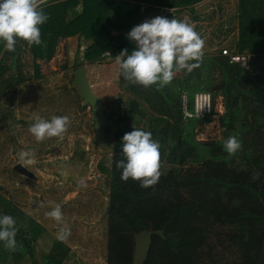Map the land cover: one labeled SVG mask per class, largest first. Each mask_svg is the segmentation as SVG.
Masks as SVG:
<instances>
[{"label": "trees", "instance_id": "16d2710c", "mask_svg": "<svg viewBox=\"0 0 264 264\" xmlns=\"http://www.w3.org/2000/svg\"><path fill=\"white\" fill-rule=\"evenodd\" d=\"M202 1L47 0L42 7L49 18L40 26L44 46L29 47L18 39L9 52L0 42V110L10 109L11 89L41 76L38 61H49L60 39L75 36L84 43L81 58L74 57L76 66L114 59L122 49L136 47L126 35L133 26L163 8L188 10L196 22L194 7ZM26 51L32 76L19 64ZM231 52L246 56L245 64L232 61L230 52L206 53L191 74H178L163 89L133 85L120 76L119 88L128 95L119 96L114 115L108 116L111 165L99 163L109 177L107 264H132L134 234L146 229L162 230L163 237L151 236L145 264H264V0H238ZM205 91L210 111L195 115V97ZM216 97L224 107L221 136L199 140L195 129L211 121ZM133 128L150 131L160 144L163 174L154 187L121 180L116 167L123 159L122 136ZM233 135L242 148L230 157L223 141ZM256 172L260 176L254 180ZM3 214L16 219L17 250L0 242V264H70L69 249L57 238L47 252L38 248L44 226L0 194Z\"/></svg>", "mask_w": 264, "mask_h": 264}, {"label": "rangeland", "instance_id": "374dc122", "mask_svg": "<svg viewBox=\"0 0 264 264\" xmlns=\"http://www.w3.org/2000/svg\"><path fill=\"white\" fill-rule=\"evenodd\" d=\"M237 4L238 0H203L194 7L200 17L196 22L188 10L177 12L163 8L157 15L169 19L188 17L205 39L204 54H219L224 48L231 53L237 36ZM79 42L75 36L60 39L54 56L49 61H38L41 76L16 85L15 92L10 90V109L1 107L0 194L44 226L37 247L46 252L62 225L47 218L45 212L60 204L71 229L70 236L63 241L70 252L66 262L107 264L109 177L99 163L109 168L111 153L103 155L99 149L92 113L88 107L80 108V99L72 87L73 71L78 67L74 57L77 54L81 58L84 45ZM31 58V53L26 51L19 60L23 72L30 76ZM84 65L89 83L103 100L105 111L108 116L114 115L119 96L124 99L128 95L119 88L115 58L105 57ZM223 111L221 97H216L211 121L195 129L197 139L205 141L221 136ZM37 114L49 120L54 115L69 116L71 126L64 139L51 138L37 143L28 131ZM28 150L34 151V157H30L32 163L19 158L21 152ZM17 163L33 173L34 178L18 173L14 169ZM212 240L216 242V237ZM223 257L228 262L227 252Z\"/></svg>", "mask_w": 264, "mask_h": 264}, {"label": "clouds", "instance_id": "9594fccd", "mask_svg": "<svg viewBox=\"0 0 264 264\" xmlns=\"http://www.w3.org/2000/svg\"><path fill=\"white\" fill-rule=\"evenodd\" d=\"M47 0H0V42L6 51H15L18 39L29 47L44 46L40 26L48 21L43 7ZM135 48L131 51L122 49L115 56L117 71L133 85L149 88L156 85L163 89L173 82L178 74H191L203 62L205 39L196 31V26L188 17L175 19L157 15L133 26L126 34ZM233 54H229L230 58ZM28 131L37 143L45 139L63 140L71 126L67 115H54L44 119L38 114L32 118ZM121 155L116 161L121 169V180L138 181L140 187H154L163 174L161 172L160 144L152 138L150 131L133 128L122 136ZM242 148L236 136H229L223 141V149L231 157ZM34 151L21 152L19 158L32 163ZM259 172L253 174L256 180ZM83 184V181L81 182ZM45 216L62 225L57 239L65 241L71 229L65 222L60 204H55ZM16 219L9 214L0 215V242L8 251L17 250Z\"/></svg>", "mask_w": 264, "mask_h": 264}, {"label": "water", "instance_id": "95a60500", "mask_svg": "<svg viewBox=\"0 0 264 264\" xmlns=\"http://www.w3.org/2000/svg\"><path fill=\"white\" fill-rule=\"evenodd\" d=\"M72 87L76 89L81 105L87 106L90 109L93 118V130L99 149L103 155H106L112 151L106 132L107 128L112 124V120L108 118L103 100L92 89L87 75V68L84 64L74 69ZM14 169L22 175L34 178L33 173L24 168L20 163H17ZM154 234L163 237L162 230L146 229L134 234L132 264H145L151 236Z\"/></svg>", "mask_w": 264, "mask_h": 264}, {"label": "built area", "instance_id": "2783aa9c", "mask_svg": "<svg viewBox=\"0 0 264 264\" xmlns=\"http://www.w3.org/2000/svg\"><path fill=\"white\" fill-rule=\"evenodd\" d=\"M222 53L223 54H229L228 50L225 48L222 49ZM106 54H108V52ZM245 57L246 56H244V55L235 54V55L231 56V60L245 64V61H246ZM200 94L201 95L199 97L196 95L195 100H194L195 115H201L203 113L210 111L211 100H210L209 94H202V93H200ZM185 115L191 116L192 113L185 111Z\"/></svg>", "mask_w": 264, "mask_h": 264}]
</instances>
